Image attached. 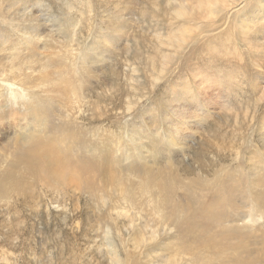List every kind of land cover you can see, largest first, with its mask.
<instances>
[{
  "label": "rangeland",
  "instance_id": "374dc122",
  "mask_svg": "<svg viewBox=\"0 0 264 264\" xmlns=\"http://www.w3.org/2000/svg\"><path fill=\"white\" fill-rule=\"evenodd\" d=\"M0 183V264H264V0H0Z\"/></svg>",
  "mask_w": 264,
  "mask_h": 264
},
{
  "label": "bare ground",
  "instance_id": "6f19581e",
  "mask_svg": "<svg viewBox=\"0 0 264 264\" xmlns=\"http://www.w3.org/2000/svg\"><path fill=\"white\" fill-rule=\"evenodd\" d=\"M18 87L23 89L22 86H18ZM12 94H13V92H12ZM35 137L36 136L32 137L31 145L26 147L25 150H24V153H28L27 154V158L34 162V163H31V166H30V168H32V169H34L36 165L39 166V164L42 167L43 164H45V160L47 159L46 157L49 156L50 154L51 155L55 154L52 149H50V150H47V149L46 150H40V149L36 148V145L32 144L35 141ZM25 144H26V141L23 139V145H25ZM44 167H45V165H44ZM231 185H230L229 188L228 187H227V189L225 188L226 196H225V193H223V195H224L223 196L221 191H220V193L218 194V198H219L220 202H219V204L217 206H215V209L221 208L220 207L221 198L223 199L224 203L228 205L229 201L231 200L230 199L231 195L235 194L236 192H241L242 191V187H239L237 185H232V186ZM6 192H7L6 188L0 183V194H5ZM148 192H149V196L147 198V202L148 201L150 202L152 200L155 205H158L159 203H161L162 205L176 207L175 204H172L169 201V198L171 196V190H170V187L167 185V183H165V182L161 183V185L158 188V190H153L152 189V190H149ZM160 196H164V201L165 202L159 200ZM255 199H257L258 201L262 202L264 200V193L256 194L255 195ZM127 201H129L131 205L135 204L134 197H132V195H130V194L127 196ZM135 205H137V204H135ZM133 209H134V212H132V218L131 217H129V218L131 220L135 219V215L138 214V216L136 217L138 219V221H140L141 219L143 220V221L139 222L138 225L139 226H143L142 222H144V218L142 217V212L139 211V210H135L136 208H133ZM221 212H224V211H221ZM158 217L161 219V218H164L165 215L158 213ZM201 230L203 232H208L203 226H201ZM135 232L136 233L140 232V229L136 228ZM225 233H226L225 235H223V234L221 235V243H223L222 246L229 247L231 249L238 250V251H243L244 250L245 245H244V241L242 240V237L240 239H238V240L231 241L232 239L238 237V235H241V231L239 229H237V228H228V226H227V229L225 230ZM134 247H137V246H134ZM262 256L264 257V247L262 249ZM235 257H238V255H235ZM173 261H174L173 259H171V260L165 259L166 263H172ZM235 261H236V259H235ZM113 262H114V264H119V261L117 259H115ZM130 264H138V263H137L136 260H133ZM144 264H150V262H146ZM221 264H223V263H221ZM224 264H235V263L231 259L229 261H224ZM236 264H238V263H236Z\"/></svg>",
  "mask_w": 264,
  "mask_h": 264
}]
</instances>
